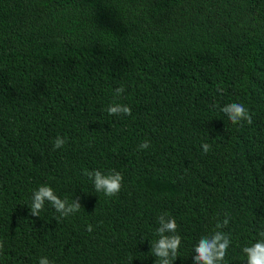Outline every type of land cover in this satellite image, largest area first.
Listing matches in <instances>:
<instances>
[{
    "label": "trees",
    "instance_id": "16d2710c",
    "mask_svg": "<svg viewBox=\"0 0 264 264\" xmlns=\"http://www.w3.org/2000/svg\"><path fill=\"white\" fill-rule=\"evenodd\" d=\"M230 103L252 124H232ZM86 170L119 172V194ZM41 185L82 209L31 216ZM164 213L175 264L225 213L224 264H246L264 231V0H0V264H155Z\"/></svg>",
    "mask_w": 264,
    "mask_h": 264
},
{
    "label": "clouds",
    "instance_id": "9594fccd",
    "mask_svg": "<svg viewBox=\"0 0 264 264\" xmlns=\"http://www.w3.org/2000/svg\"><path fill=\"white\" fill-rule=\"evenodd\" d=\"M124 92L125 88L121 86L115 90L114 95L120 96ZM217 92L222 94L223 89L217 87ZM221 111L234 125L242 126V122L245 121L251 125L253 122L251 114L242 103L227 104ZM107 112L110 116H130L132 114L129 106L119 103L111 104L107 108ZM66 143V138L57 136L53 142V150L63 148ZM149 147L150 142L147 140L138 145L139 150H145ZM202 150L207 154L210 151V145L204 143ZM84 174L92 181L95 192L103 193L106 197L111 198L118 195L122 188L123 176L119 172L112 171L104 174L99 170H86ZM46 202L50 203L55 211L59 213L58 221L74 215L82 209L78 198L69 202L67 199L58 197L50 186L41 185L33 191L31 203L28 206L30 215L40 217ZM224 216L225 218L222 221L218 220L215 230L210 235L199 239L193 249L192 264H224L231 239L229 234L224 232L223 229L229 225L231 214L225 213ZM157 223L158 227L155 230L157 239L151 241L150 254L155 257V264H175L182 243L181 236L176 234L178 229L177 221L174 217L164 213L157 218ZM93 230L92 225L87 226L88 232L91 233ZM259 237L260 239L257 242L242 248V252L246 257V264H264V231L259 232ZM39 264H51V262L47 257H41Z\"/></svg>",
    "mask_w": 264,
    "mask_h": 264
}]
</instances>
